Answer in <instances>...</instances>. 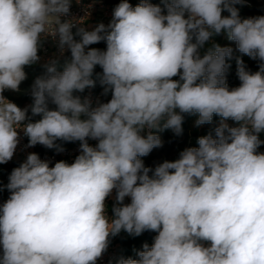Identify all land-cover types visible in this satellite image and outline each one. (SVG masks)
<instances>
[{
    "label": "clouds",
    "instance_id": "obj_1",
    "mask_svg": "<svg viewBox=\"0 0 264 264\" xmlns=\"http://www.w3.org/2000/svg\"><path fill=\"white\" fill-rule=\"evenodd\" d=\"M162 2L166 14L149 0L135 7L121 0L108 25L76 28L77 41V22L62 19L72 0H0V164L13 158L17 129L29 147L62 151L57 140L80 142L71 164L50 167L30 153L12 170L0 206V264H96L121 231L158 235L139 259L118 264H264V153L257 152L264 144V16L241 19L235 5L242 0ZM222 33L259 61L250 72L237 59L240 85L231 90L225 73L233 49L213 44L200 53ZM42 36L58 37L61 54L71 56L48 62L34 81L29 107L41 118L31 122L29 108L3 92L19 91L25 66L40 59ZM101 41L106 50L88 47ZM97 65L112 95L93 107L73 93L95 87ZM183 114H198L197 126L214 114L222 122L215 137L198 138L199 147L179 159L145 167L141 157L162 146L152 130L181 135Z\"/></svg>",
    "mask_w": 264,
    "mask_h": 264
},
{
    "label": "trees",
    "instance_id": "obj_2",
    "mask_svg": "<svg viewBox=\"0 0 264 264\" xmlns=\"http://www.w3.org/2000/svg\"><path fill=\"white\" fill-rule=\"evenodd\" d=\"M106 3H108L113 9L121 2V0H104ZM128 2L135 7L137 4L140 3V0H128ZM150 3L154 5H159L162 8L163 14H166L167 10L164 6V3L162 0H149ZM262 3V2H261ZM74 4V0H72L71 7ZM260 4L259 0H242L241 3L236 4L235 7L239 9V15L241 19L250 18V17H257V16H264V11H255L256 6ZM70 7V8H71ZM222 15H229L226 11L222 13ZM76 32V31H75ZM74 32V39L79 41L80 37L76 36ZM230 40L227 37L226 33H222L220 35L214 36L211 41L205 44V46L200 49L201 55H203L209 47H211L213 44L219 45L220 47H224L226 44H229ZM234 42V41H233ZM41 44V43H40ZM89 48H98L100 50H106V42L101 41L100 43L89 45ZM38 55L40 57V49L38 51ZM71 53L68 50L67 53L59 59H56L59 61L60 65L64 63L65 60L70 59ZM230 67L226 70L225 78H226V85L228 88L232 87H238L240 85V80L237 75V61L229 59L226 61ZM244 66L247 71L250 72H256L259 70V61L258 60H252L249 63V60L247 57H244ZM45 63H42L41 59H39L38 62L25 66L24 71L26 73V79L21 82L19 85V91H12V90H5V94L13 100L18 106H20L22 109L29 108L28 111V117L31 120V122H35L39 120L40 116H32L30 111V105L32 104V96H31V89L34 81L36 78L44 76L46 74V68ZM101 76H102V68L100 66H96L93 73V79L96 81L95 87L92 88H86L83 92H74V96H79L80 98L89 93H100L102 97V102L107 103L111 99V91H109L107 94L104 92L105 86L101 84ZM175 80H179V76L173 77ZM49 108L55 109V105L49 102ZM184 120L182 123V134L176 135L171 129H163L161 126V129H154L152 130L154 134L158 135L161 138L162 146L158 148H154L150 154H148L145 157H141L143 160V163L145 167H149L154 169L157 165L163 163L164 161H175L176 159H179L180 153L184 151L187 148L191 147H199L197 141L198 138L206 135H213L215 137V128L220 125V117L217 115H213V119L211 123H206L203 125H196V120L198 119V114H183ZM25 122H28L27 120ZM227 124L230 127H238V122H235L233 120H229ZM147 129L145 130L143 135L147 134ZM28 140V137L25 136ZM260 140L264 141V135L259 137ZM80 143L79 141L75 142H65L62 140H57L55 143L60 147L65 146H71L75 143ZM33 149L37 153H43V152H56L58 151L57 148H46L43 145L37 144L33 146ZM257 152L264 153V144H262L258 149ZM0 166L3 169V173L6 172H12V170L16 167H18L17 161H9L5 164H0ZM151 175V173H149ZM10 196V192L5 187L4 183L0 180V197L2 201V205L4 202L7 201V199ZM116 197V190L114 189L112 194L106 199V205H107V213L108 216L111 217L113 215L112 213V207L116 203L115 200ZM130 199L125 198L124 203H129ZM158 235V233L154 231H145L139 236H130L128 233L121 231L118 235L114 237L109 238V243H113L116 246L117 249V257L113 261H111L108 264H118V261L123 259H139L137 253L139 251L143 250V245L146 243L151 247V245L154 243L155 236ZM2 254V249L1 253Z\"/></svg>",
    "mask_w": 264,
    "mask_h": 264
},
{
    "label": "built area",
    "instance_id": "obj_3",
    "mask_svg": "<svg viewBox=\"0 0 264 264\" xmlns=\"http://www.w3.org/2000/svg\"><path fill=\"white\" fill-rule=\"evenodd\" d=\"M113 10L114 9L104 0H79V2H77V0H74V4L70 8V12L68 16L63 17L62 19L72 20L74 22H77L76 27L73 28V33H74L76 31V28L78 27H84L86 30H89V22L91 19L94 20L97 24L103 23L104 25H108L112 19ZM81 20L83 22L79 23V21ZM40 43H41L40 44V59L42 63H45V64H47L48 62L52 60L62 58L68 51L67 49H65L63 51V54H61V51L58 46V37L53 38L52 36H42ZM232 88H235V87H232ZM232 88H229V89L231 90ZM3 96L6 100L12 103H15L5 94V91L3 92ZM85 98H88L91 101V104L93 107L97 106L100 103H103L100 93L89 92L83 95L81 97V100L83 101ZM229 120L230 119L224 120L223 122L227 123ZM219 121L222 122L221 117ZM17 131L19 134V143L17 145L14 155L17 158L18 167L20 166L21 163H23L26 160L28 154L30 153L38 154L42 160L49 162L50 167L54 166V164L58 161H65L71 164L74 162L75 158L80 154V143L78 142L71 146L62 147L63 149L62 151L43 152L39 154L34 151L33 146L32 147L28 146V140L26 139L23 130L17 129ZM262 135H264V132L259 133V137ZM88 143L91 146L95 147L98 141L89 139ZM10 174L11 172H6L2 176L1 181L4 183L5 187H7V184L9 182ZM0 206H2L1 197H0ZM201 243L204 246L209 245V242H206V241H201ZM1 249L2 248H0V253H1ZM116 257H117L116 246L113 243H109L107 250L103 253L101 258L97 260L96 264H108L114 259H116Z\"/></svg>",
    "mask_w": 264,
    "mask_h": 264
},
{
    "label": "rangeland",
    "instance_id": "obj_4",
    "mask_svg": "<svg viewBox=\"0 0 264 264\" xmlns=\"http://www.w3.org/2000/svg\"><path fill=\"white\" fill-rule=\"evenodd\" d=\"M260 4H258L255 8V11H264V0H259ZM262 2V3H261ZM95 24L97 25V23L94 21H92V24L89 27V30L94 29ZM224 47H231L233 49V53H232V57L231 60H235L237 61V59H240L242 61H244V57L249 60V63L253 60L252 58L248 57L247 55H244L242 53H240L237 48H236V44L233 41H230L229 44H226ZM229 59H226V61H228ZM244 63V62H243ZM83 118V117H82Z\"/></svg>",
    "mask_w": 264,
    "mask_h": 264
},
{
    "label": "crops",
    "instance_id": "obj_5",
    "mask_svg": "<svg viewBox=\"0 0 264 264\" xmlns=\"http://www.w3.org/2000/svg\"><path fill=\"white\" fill-rule=\"evenodd\" d=\"M92 21L94 22V20H90V22H89V27H90V25L92 24ZM98 25V24H97ZM96 24H95V26L94 27H96L97 26ZM10 161H17V158L15 157V155H13V158L10 160ZM4 171H3V169H2V167L0 166V180H2V176H3V173Z\"/></svg>",
    "mask_w": 264,
    "mask_h": 264
}]
</instances>
